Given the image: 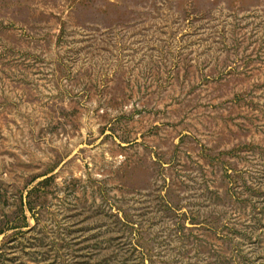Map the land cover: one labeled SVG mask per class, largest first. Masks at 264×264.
<instances>
[{
    "label": "rangeland",
    "instance_id": "1",
    "mask_svg": "<svg viewBox=\"0 0 264 264\" xmlns=\"http://www.w3.org/2000/svg\"><path fill=\"white\" fill-rule=\"evenodd\" d=\"M0 264H264V0H0Z\"/></svg>",
    "mask_w": 264,
    "mask_h": 264
}]
</instances>
